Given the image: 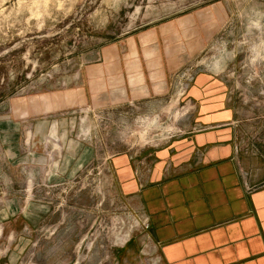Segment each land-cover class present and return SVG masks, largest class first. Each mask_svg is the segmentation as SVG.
<instances>
[{"label": "rangeland", "instance_id": "374dc122", "mask_svg": "<svg viewBox=\"0 0 264 264\" xmlns=\"http://www.w3.org/2000/svg\"><path fill=\"white\" fill-rule=\"evenodd\" d=\"M167 17L150 45L122 37ZM153 43L163 88L121 97L106 53L130 72ZM214 104L236 116L239 176L264 177V0H0V264H164L127 184Z\"/></svg>", "mask_w": 264, "mask_h": 264}, {"label": "crops", "instance_id": "0c3cea01", "mask_svg": "<svg viewBox=\"0 0 264 264\" xmlns=\"http://www.w3.org/2000/svg\"><path fill=\"white\" fill-rule=\"evenodd\" d=\"M199 15L188 18V26L182 32L186 41L200 42L197 40L203 31H193L191 35L189 32L191 25L201 19ZM174 23L167 17L122 37L150 45L151 40L157 39L160 25L167 30ZM106 54L108 64L105 68H120L118 73L122 77L118 90L121 97L128 98L135 92L141 98L145 96L143 93L156 91L154 87L163 88L159 81L166 79L167 67L163 61L165 55L157 43L140 53L131 50L128 56H138L140 60L130 72L131 64L116 63L112 51ZM123 66L127 67L124 74ZM235 118L231 109L225 111L214 104V109L207 111L205 106L204 114L196 117L204 129L175 138L158 149L147 148L145 153L151 152L152 157H156L154 163L148 160L153 165L151 171L145 172L138 166L133 183L127 184V188L138 193V201L149 215L151 240L160 262L264 264V177L251 181L239 176L233 160L242 155L238 153L241 149L237 147ZM248 146L244 147L245 151ZM195 158L199 159V165L190 167ZM246 161L240 165L251 168ZM249 182L253 184L251 187H248Z\"/></svg>", "mask_w": 264, "mask_h": 264}, {"label": "bare ground", "instance_id": "6f19581e", "mask_svg": "<svg viewBox=\"0 0 264 264\" xmlns=\"http://www.w3.org/2000/svg\"><path fill=\"white\" fill-rule=\"evenodd\" d=\"M220 64H221V62H218L217 64L214 65V67L212 66V69H213L214 71L219 72V70H221V69H220V67H221Z\"/></svg>", "mask_w": 264, "mask_h": 264}]
</instances>
